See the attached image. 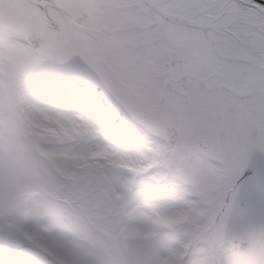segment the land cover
<instances>
[{
	"label": "snow or ice",
	"instance_id": "obj_1",
	"mask_svg": "<svg viewBox=\"0 0 264 264\" xmlns=\"http://www.w3.org/2000/svg\"><path fill=\"white\" fill-rule=\"evenodd\" d=\"M0 264H264V0H2Z\"/></svg>",
	"mask_w": 264,
	"mask_h": 264
},
{
	"label": "rangeland",
	"instance_id": "obj_2",
	"mask_svg": "<svg viewBox=\"0 0 264 264\" xmlns=\"http://www.w3.org/2000/svg\"><path fill=\"white\" fill-rule=\"evenodd\" d=\"M7 18L9 22L20 23L31 18L30 11L23 7L3 6L0 0V19Z\"/></svg>",
	"mask_w": 264,
	"mask_h": 264
},
{
	"label": "flooded vegetation",
	"instance_id": "obj_3",
	"mask_svg": "<svg viewBox=\"0 0 264 264\" xmlns=\"http://www.w3.org/2000/svg\"><path fill=\"white\" fill-rule=\"evenodd\" d=\"M31 16H32V13L30 12Z\"/></svg>",
	"mask_w": 264,
	"mask_h": 264
}]
</instances>
